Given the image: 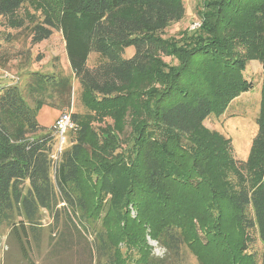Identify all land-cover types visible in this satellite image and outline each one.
Returning <instances> with one entry per match:
<instances>
[{
  "label": "trees",
  "instance_id": "obj_1",
  "mask_svg": "<svg viewBox=\"0 0 264 264\" xmlns=\"http://www.w3.org/2000/svg\"><path fill=\"white\" fill-rule=\"evenodd\" d=\"M24 5L43 17L34 21V43L61 31L73 77L31 71L24 87L6 77L0 89V226L23 257L41 251L46 212L55 235L49 255L173 264L184 246L198 254V227L223 234L232 219L240 229L233 264H264V253L259 260L246 243L256 228L264 245V79L247 161L204 127L253 89L244 75L251 60L264 71V0H204L200 26L177 37L164 32L185 18L183 0H0V17L22 28ZM93 53L102 60L91 66ZM73 78L88 113H69L76 129L55 165L58 134L38 115L47 106L71 110Z\"/></svg>",
  "mask_w": 264,
  "mask_h": 264
},
{
  "label": "rangeland",
  "instance_id": "obj_2",
  "mask_svg": "<svg viewBox=\"0 0 264 264\" xmlns=\"http://www.w3.org/2000/svg\"><path fill=\"white\" fill-rule=\"evenodd\" d=\"M183 1L186 5V16L182 21L172 24L164 32L165 37H177L181 31L192 29L196 24H200V11L204 0ZM17 15L24 20L22 28H13L6 18L0 17V60L6 62L5 67H0V89L4 85L3 82L7 81V75L13 78V81H18L20 87H24L31 71L43 74L61 71L73 77L61 31L55 29L49 39L34 43L32 40L34 21H41L43 17L34 14L33 9L28 5H24ZM134 54L135 48L131 46L126 49L125 57L130 58ZM5 59L7 60L5 61ZM101 60L102 58L98 54L93 53L89 58V64L94 66ZM166 60L169 61L168 58ZM244 75L253 83V89L234 99L223 114L219 116L212 115L204 123V127L209 131H214L231 140L233 156L239 162L248 160L253 139L258 131L257 118L260 111L261 88L264 79L263 66L259 61L251 60ZM72 82L74 85V101L71 110L59 111L53 107L49 108V110L53 109L54 113L58 112L59 117L65 114L64 112L70 114L73 112L88 113L81 100L82 90L79 82L75 78L72 79ZM65 137L64 148L71 145V134L68 132ZM131 209L132 216H135L134 207L131 206ZM44 213L42 219L44 232L41 234L42 248L39 252L35 251L29 259L23 257L14 238L9 236L10 230L8 227L0 226V264H90L89 256L81 255L80 251L77 252V250L73 253L64 251L60 255L48 254L50 237L55 240V235L50 236L49 229L52 219L48 213ZM226 222L227 224L223 225L227 228L226 232L219 229V231H223V234L216 232L218 230L213 229V224L209 228L198 227L200 229L198 231L199 240L194 244V249L198 251V254H195L188 246H184L181 261L178 263L173 262V264H200L198 256L206 264H233V261L235 263L237 250L234 240L239 236L240 229L235 226L232 219H228ZM215 232L219 234L216 235ZM247 235L249 236V240L246 242L247 246L261 260L264 245L260 239L258 229H251L247 232ZM146 239L155 256L165 257L164 249L156 241H153L148 235H146ZM223 243L228 245L231 254L221 252V244ZM121 247L126 257L129 250L126 245H121Z\"/></svg>",
  "mask_w": 264,
  "mask_h": 264
},
{
  "label": "built area",
  "instance_id": "obj_3",
  "mask_svg": "<svg viewBox=\"0 0 264 264\" xmlns=\"http://www.w3.org/2000/svg\"><path fill=\"white\" fill-rule=\"evenodd\" d=\"M200 24H196L194 28L199 27ZM7 78L13 79L11 77H9L8 75L6 76ZM54 129L56 130L58 137H59V141L58 144L56 145L51 158L53 159V161L55 162V165H57L60 161L61 158V154L63 152V148L66 142V134L70 131V130H74L76 129V125L73 123L71 115L69 113H65L62 114L57 121L54 124Z\"/></svg>",
  "mask_w": 264,
  "mask_h": 264
},
{
  "label": "crops",
  "instance_id": "obj_4",
  "mask_svg": "<svg viewBox=\"0 0 264 264\" xmlns=\"http://www.w3.org/2000/svg\"><path fill=\"white\" fill-rule=\"evenodd\" d=\"M67 60H68V56H67ZM70 68H71V66H70ZM71 74H72V72H71ZM49 108H50L49 106L44 107L39 112L38 119H39V122L42 126L47 127V128H52L54 123H55V120L59 117V114H58V112L54 113L53 109L49 110Z\"/></svg>",
  "mask_w": 264,
  "mask_h": 264
}]
</instances>
